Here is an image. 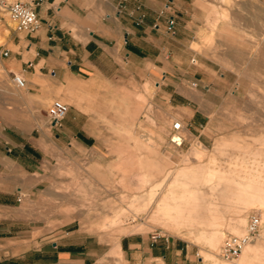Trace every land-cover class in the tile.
Masks as SVG:
<instances>
[{
	"label": "rangeland",
	"instance_id": "1",
	"mask_svg": "<svg viewBox=\"0 0 264 264\" xmlns=\"http://www.w3.org/2000/svg\"><path fill=\"white\" fill-rule=\"evenodd\" d=\"M170 6L185 47L124 66L114 83L62 88L48 103L84 111L75 116L88 130L52 149L41 191L11 212L24 220L0 229V257L69 238L90 261L124 264L121 238L161 234L167 264H264V0ZM13 31L28 33L0 4V44ZM176 120L180 145L170 141ZM252 213L261 215L257 233L223 259L220 247L245 232Z\"/></svg>",
	"mask_w": 264,
	"mask_h": 264
},
{
	"label": "crops",
	"instance_id": "2",
	"mask_svg": "<svg viewBox=\"0 0 264 264\" xmlns=\"http://www.w3.org/2000/svg\"><path fill=\"white\" fill-rule=\"evenodd\" d=\"M117 1L35 0L40 28L33 33L13 31L0 44V229L24 220L11 212L19 211L23 198L41 191L52 149L63 144V137L78 142V133L88 130L77 117L85 112L75 116L69 105L59 130L49 123L48 103L59 90L82 93L85 85L114 83L124 66L147 64L159 60L164 50L172 56L174 48L185 47L180 18L169 10L174 0H129L121 13H116ZM137 3L145 14L139 24L136 14H129ZM166 3L169 11L159 13ZM170 15L177 18L174 36L167 32ZM13 73L22 75L23 88L14 83ZM155 235L121 238L122 262L167 264L169 238ZM68 239L41 250L6 251L0 264H105L98 257L90 261L89 252Z\"/></svg>",
	"mask_w": 264,
	"mask_h": 264
},
{
	"label": "built area",
	"instance_id": "3",
	"mask_svg": "<svg viewBox=\"0 0 264 264\" xmlns=\"http://www.w3.org/2000/svg\"><path fill=\"white\" fill-rule=\"evenodd\" d=\"M129 0H118L117 13L126 10L127 2ZM0 4L5 11L10 20L14 23L15 30L27 31L28 33H33L37 31L41 26V21L36 12V2L35 0H15L8 2L7 0H0ZM170 8L169 3H166L163 10H168ZM130 15L136 14L135 21L137 24L144 20L145 14L141 11L139 5H135L131 10H129ZM176 30V21L173 15L167 18V32L174 35ZM7 51H4V55ZM194 61V60H193ZM14 83L23 88L25 86V80L19 73H13ZM68 104L60 100H54L46 110V116L49 123L53 127L61 126V122L68 112ZM183 124L181 121L176 120L171 125L172 133L170 135V141L173 144L180 145L183 142V136L181 131L183 129ZM261 224V215L258 213H252L249 216L248 223L245 232L241 236H235L229 238L225 241L219 250V255L223 259L232 260L241 251L243 245H245L251 238L257 233L259 226ZM159 236V235H155Z\"/></svg>",
	"mask_w": 264,
	"mask_h": 264
},
{
	"label": "bare ground",
	"instance_id": "4",
	"mask_svg": "<svg viewBox=\"0 0 264 264\" xmlns=\"http://www.w3.org/2000/svg\"><path fill=\"white\" fill-rule=\"evenodd\" d=\"M264 195V194H263ZM260 197V196H259ZM258 197V198H259ZM262 198V197H261ZM261 198H260V200H261ZM263 200H264V198H263ZM263 200H261V201H263ZM263 203V202H262ZM177 205V204H176ZM164 206H165V209H166V214H169L170 212H169V210H170V206H169V203L168 202H164ZM175 209L176 210H181V207H180V205L178 204L177 206H175ZM264 217V216H263ZM264 219V218H263ZM218 237V236H217ZM214 240V239H213ZM216 241V240H215ZM214 241V242H215ZM214 242H213V244H214ZM215 245H216V242H215Z\"/></svg>",
	"mask_w": 264,
	"mask_h": 264
}]
</instances>
